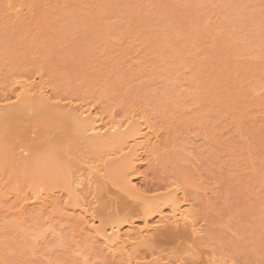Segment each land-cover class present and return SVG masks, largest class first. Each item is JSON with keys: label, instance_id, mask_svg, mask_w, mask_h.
<instances>
[{"label": "rangeland", "instance_id": "1", "mask_svg": "<svg viewBox=\"0 0 264 264\" xmlns=\"http://www.w3.org/2000/svg\"><path fill=\"white\" fill-rule=\"evenodd\" d=\"M18 81L47 87L58 113L89 109L104 123L154 126L159 141L139 158L132 182L152 198L182 188L200 234L161 247L162 228L150 239L157 246L138 247L139 262L264 264V0H0L1 108L18 107ZM36 111L0 124V264H119L92 232L79 235L63 199L43 219L31 210L27 220L12 215L13 188L22 192L52 170L61 179L76 158L109 155L91 165L122 175L129 154L121 144L91 146L87 134L69 142L73 155L54 143L26 151L19 133L43 142ZM96 202L91 214L102 207Z\"/></svg>", "mask_w": 264, "mask_h": 264}, {"label": "bare ground", "instance_id": "2", "mask_svg": "<svg viewBox=\"0 0 264 264\" xmlns=\"http://www.w3.org/2000/svg\"><path fill=\"white\" fill-rule=\"evenodd\" d=\"M22 11L16 10L14 17H18L19 15V18H23L20 15L24 12ZM26 82L18 81L16 83L17 93L14 96L18 102V107L5 109L3 106L2 108L0 106V124L11 117L22 115L27 109L30 110L34 108L37 110L36 118H38V134L41 135L43 142L40 144L39 142H36L37 139L30 136V134L27 135L19 133L16 135V138L20 144H23L22 146L26 151L37 152L43 148L47 149V147H53L54 143V145H59L62 148L61 152H63V156H68L73 150L72 147L68 146L69 142H76L81 138V136H83L81 138L82 140L86 138L85 135L87 134V137H89L88 139L95 141L92 142L93 144H91V146L96 148H109L114 145L121 144L124 145V148H120L118 151H121L120 153L127 151L129 154L125 160H122L123 162L120 163V166L118 165L122 175L111 174V176L109 172L108 174L110 176L105 175L107 174L106 166H100V164L102 162L107 164L109 158H111L109 155L104 156L102 158V162L101 159H99L101 162L99 163V166L91 165L93 164L92 159H96L98 156H96V158L91 157V161L87 160H90V157L85 156L86 158H76L72 164L74 166L72 167H70L71 164L68 162L69 166L66 168L67 170L65 169L66 171L64 172L63 177L61 176V179L60 177L53 178V174L57 171L54 172L52 170L49 174L42 173L39 177H36L33 185L31 186L29 184L27 186V190L25 189L21 192L19 189L13 188L9 195L16 200V212L12 213V215L14 214L20 219L27 220L30 216L28 215V212L31 210L35 211L37 216L43 219L46 215L52 213L53 210H57L58 206L63 203L60 199H63L66 201L64 205L65 209L71 210L74 213L73 220L78 226L79 235L83 236L85 234L86 236V233L92 232L94 235L93 238L96 242H98V244L100 242V245L105 248L104 250L108 251L105 252L109 253V255H111L110 257L117 260L119 264H143L139 262L141 261L140 258H146L144 255L143 257L140 256L143 252L140 253V249L138 247L141 246V249L143 248L142 246L147 247L148 244L152 242L150 241L151 237L153 239L155 236L154 234H156L155 232L158 230L160 231L162 228L165 229L164 232L166 238H162L165 235H161L160 237L162 238V241L159 242L158 240L160 239L155 236L157 242L159 243L158 246L161 244V247L171 246L172 244L185 246L183 243H186L185 241L187 239L193 240V238L196 239L195 237L198 238L200 231L196 229L197 226L195 224V220L190 214L191 212L185 210L183 207L187 201L184 199L182 200L179 197V195L182 194V188L179 189L176 187L177 189L175 188L170 192L167 191L168 193H165L163 196L152 198L148 197V194L146 195L140 192L138 187L132 182L131 178L137 179L140 177V173H138V171L136 172L137 167L141 166V163H138L139 158L143 155H148V150H150L149 145L154 142L153 140L159 141V135L156 134L157 132L152 131L154 126L147 123V121H144L142 124L140 121L137 122V120H133L134 118H132L131 121L129 119L123 123H119L114 120L104 123L102 116H96L97 113H92L89 109L83 110L80 113H67L65 111L63 112V110L58 113V110L55 111L54 107H50L52 105V99L51 97H47V87H42L41 82L39 83L41 85L33 83L29 84ZM63 114L66 115L64 116ZM143 128L148 131L144 133ZM75 131L80 134L78 133L75 135ZM78 135L81 136L78 137ZM47 139H49V141ZM64 139H66V142L63 143ZM60 147H58V149H61ZM71 155H73V152ZM97 160L98 159H96V162L99 161ZM54 166L55 168L57 167L56 165ZM101 167L102 169H100ZM72 168H75L76 171ZM47 169L48 165L43 168L44 171ZM68 169L70 171H68ZM126 172H128V174H126ZM129 172H132V174L129 175ZM105 178L108 182L104 181ZM60 185L62 191H57V189L60 188ZM110 185H112V187H116L115 189L121 188V191H119V193L115 192L112 194ZM87 190H89L91 194ZM123 191L131 197L134 195L135 200L138 199L137 201L140 202L137 203V205H135V202H132L131 204L134 203V205H131L126 198L122 197L124 194ZM83 192H87L86 195L89 194V197L92 195L97 197L98 200L93 197L94 200L96 199V201H99V204L101 203L100 207H102L99 212L95 210L99 213V217L101 216L99 219V225L101 221L102 225H100V227L96 226V222L98 221L95 220L96 212L91 214V206H93L92 203L96 206L97 202H94L90 198V201L93 202L88 203L87 200L89 199L85 200ZM130 192L133 195L130 194ZM7 197L9 196H3V198L6 199ZM94 214L95 216H92ZM136 215L137 219L141 220L140 222L143 223L142 226H137L133 222V219L135 221L134 217H136ZM88 216L92 219L90 217V219H87ZM154 219H157L156 225H154ZM126 227H130V229H126ZM178 230L180 231L178 232ZM152 234L154 236H152ZM148 241L150 242L148 243ZM152 243L156 244V241H153ZM152 243L150 244L152 245ZM150 244L149 246H151ZM151 252H153V250H151Z\"/></svg>", "mask_w": 264, "mask_h": 264}, {"label": "snow or ice", "instance_id": "3", "mask_svg": "<svg viewBox=\"0 0 264 264\" xmlns=\"http://www.w3.org/2000/svg\"><path fill=\"white\" fill-rule=\"evenodd\" d=\"M193 264H194V262H193ZM232 264H235V261H232Z\"/></svg>", "mask_w": 264, "mask_h": 264}]
</instances>
